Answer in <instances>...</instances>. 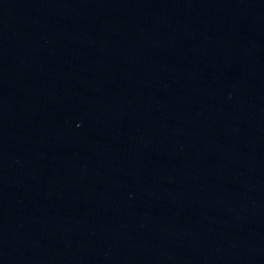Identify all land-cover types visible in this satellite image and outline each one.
<instances>
[{"label": "water", "instance_id": "95a60500", "mask_svg": "<svg viewBox=\"0 0 264 264\" xmlns=\"http://www.w3.org/2000/svg\"><path fill=\"white\" fill-rule=\"evenodd\" d=\"M0 264H264V0H0Z\"/></svg>", "mask_w": 264, "mask_h": 264}]
</instances>
